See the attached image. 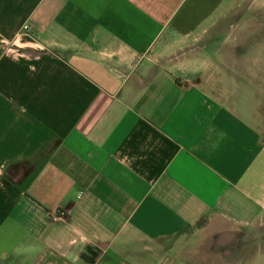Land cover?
<instances>
[{"label":"crops","instance_id":"crops-1","mask_svg":"<svg viewBox=\"0 0 264 264\" xmlns=\"http://www.w3.org/2000/svg\"><path fill=\"white\" fill-rule=\"evenodd\" d=\"M0 264H264V0H0Z\"/></svg>","mask_w":264,"mask_h":264},{"label":"rangeland","instance_id":"rangeland-1","mask_svg":"<svg viewBox=\"0 0 264 264\" xmlns=\"http://www.w3.org/2000/svg\"><path fill=\"white\" fill-rule=\"evenodd\" d=\"M9 47L11 48H15V55H19V54H23V52L28 51L29 50V46H27L26 44V40L19 38L15 41V43L12 44V42L10 43ZM26 55V54H24Z\"/></svg>","mask_w":264,"mask_h":264}]
</instances>
